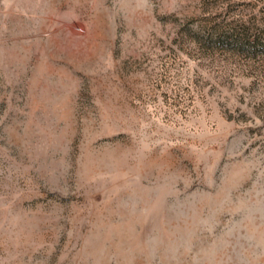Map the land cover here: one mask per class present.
<instances>
[{"label":"rangeland","instance_id":"rangeland-1","mask_svg":"<svg viewBox=\"0 0 264 264\" xmlns=\"http://www.w3.org/2000/svg\"><path fill=\"white\" fill-rule=\"evenodd\" d=\"M0 264H264V0H0Z\"/></svg>","mask_w":264,"mask_h":264}]
</instances>
